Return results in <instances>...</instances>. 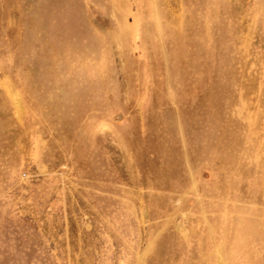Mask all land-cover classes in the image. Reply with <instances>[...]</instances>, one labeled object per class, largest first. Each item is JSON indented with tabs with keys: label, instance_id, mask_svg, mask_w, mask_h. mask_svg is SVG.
<instances>
[{
	"label": "rangeland",
	"instance_id": "1",
	"mask_svg": "<svg viewBox=\"0 0 264 264\" xmlns=\"http://www.w3.org/2000/svg\"><path fill=\"white\" fill-rule=\"evenodd\" d=\"M0 264H264V0H0Z\"/></svg>",
	"mask_w": 264,
	"mask_h": 264
}]
</instances>
